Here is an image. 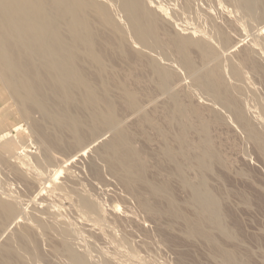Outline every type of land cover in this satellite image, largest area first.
I'll use <instances>...</instances> for the list:
<instances>
[{
    "label": "rangeland",
    "instance_id": "obj_1",
    "mask_svg": "<svg viewBox=\"0 0 264 264\" xmlns=\"http://www.w3.org/2000/svg\"><path fill=\"white\" fill-rule=\"evenodd\" d=\"M166 1L167 0H163V4H165L163 5L161 0H148L150 4L149 7H153L152 9H156V7H154L156 5L155 3L160 4V6L159 4L157 5L158 7H163L160 9L162 11H160L161 14L159 18V32L161 33V38H166L164 35L167 34H174V31L179 32L181 27L183 28V32H185L184 30H186L187 27L188 33L185 32L184 35L189 36V32L193 30L190 28V20H195V22L197 20L196 23L198 28L203 29L204 27L203 30L205 31H199L197 26H193V24H196L193 22L191 27L196 29L193 30L194 33L191 32L190 36H195L196 38L194 39H198V37L201 39L200 37L204 34L205 36L202 38L209 46L212 49L216 47L214 50L215 53L216 49L220 47L218 49H221L219 53L222 52L223 54H218L215 60H209L205 65H207V67L209 64L213 66L212 63L214 61L216 62L217 58L221 59L223 55V60L217 61H220V63L222 61L221 66L224 70L220 64L216 62L219 67H221L220 76L222 75L221 72L224 73L225 70L227 72H225L226 77L224 74L221 76L223 79L230 76L228 75V71L232 68L231 65L233 64L228 65L227 61L229 56L227 52L229 55L232 53L231 57L234 59L233 55L236 57V53L238 51L240 52V50L243 51L246 44L248 47L250 46L256 49L254 57L255 62H258L257 65L264 64V53L262 52L264 51V4H262L264 0H261L262 2L260 1L261 4L259 3V14L261 15L256 14L257 16L252 15L241 0H232V2L229 0H221L220 3L213 0V3H217V5L214 4L215 6L209 0H207V3L209 1L211 4L208 3L209 6L206 1V4H204L203 0H197V2L196 0H192L194 9L192 8V2L190 3V0L187 1V6L190 9L188 11H185L187 8L182 6V4L186 5L184 0H168L167 2L171 3L172 1L173 6H176L174 9L171 5L169 7L170 3L166 4ZM152 2H154V5ZM179 2L181 3V5H179L181 9L178 7ZM198 2L204 5V7L207 6L205 8L202 6L201 8V5H197ZM189 3L191 4L190 7ZM194 4L197 9L200 8L198 9L199 11ZM158 7L157 9H159ZM184 7L183 15L188 22L184 21L182 12H179L182 16L180 15L179 17L178 15V11H182ZM244 7H246V9ZM203 8L207 12L202 10ZM242 8L244 9L242 10ZM210 9L214 11L211 12ZM87 10L89 16L92 17L93 24L98 27L100 35L106 37L110 44V46L99 44V51L107 70L105 75L109 87L107 96L114 101L115 111L121 119L122 126L125 127L126 132L130 135L134 148L140 152L144 159L143 180L134 179V182L130 183L131 185H125L126 183L122 180L123 176L121 174L122 177L120 178V175L106 164L107 162L104 161V164L102 163L103 159L97 158L99 156L98 152H100V150L102 151V141L104 143L105 140L112 137V132L103 131L102 133L104 134L101 133L102 140H100L101 137L99 135H95L92 138L87 126L89 114L84 107L82 99L78 98V94H75L76 96L70 104L67 103L66 107L68 109L65 108L62 110L54 97H50L47 101L48 109L56 113L60 119L67 114L78 118L80 117L84 121L77 133H73L69 126L65 124H58L51 119L45 118L36 109H33V111H36H31V114H29L30 117L26 118H22L21 115L9 118L4 114H0V147H8L11 151H22L21 146L24 149L17 159L13 158L7 160L3 164L0 163V179L2 178L4 180L2 181L1 179L0 195L7 201L11 199L13 202L11 200L9 202L15 203L17 205H15L16 207H21L20 209H16V215L19 213L18 210H21V212L17 216L14 214L15 216H12L14 219L11 217L8 221L4 222L3 211L0 206V264H37L38 260L41 261L40 263L38 261V264H68L67 259L69 258L70 260L71 255H73V257L75 256L73 258L74 262L68 260L71 264H75V262L77 264L80 262L83 264H103L104 262L106 264H126L125 262L127 261L129 263L131 261L130 264H264V150L262 146L256 140L251 139V136H248V134L250 135L249 130L247 131L245 126H242L243 124L241 125V123H239L236 125L238 122L235 121V116H231L234 112L232 108H230V110L229 107H226V112L228 114L224 111V107L222 111H220L223 106V104L221 106V102L220 104L219 102L216 104V101H212V97L207 95L206 92H201L203 90L199 87L200 92H198V88H195L197 86L193 85L190 87L194 83L193 76L191 74L188 75L189 72L185 73L183 66L181 67V64H178V59L176 58L178 56L176 55V57H174V52H170L168 56L164 51H161V48L155 50L157 54H153L154 52L144 49L147 53L148 51L150 52L151 56L145 53L148 59L153 58L158 64H160L161 61L163 65L165 60L162 56H166V59L170 62L169 64L168 62L164 64L163 67L167 68L169 72L172 71L171 74H174L171 76L172 78L169 79L172 85L168 83L169 86H167V89L163 87L162 93L159 79L157 80L155 76L157 73L154 71L153 67L151 68V66H149L150 61L147 62L146 60L148 59H146V57L142 59L137 57L136 49L138 47L136 48V45L134 47L130 42L131 40L128 38L130 41L127 42V40L126 42L129 43V47H125L122 51H117L114 44H112L114 43L115 35L110 30L109 26L97 20V12L92 7H88ZM208 10L211 13L215 12L218 14V17L215 14H210ZM189 11L195 13V15H189ZM261 11H263V13ZM173 12L174 15H172ZM232 13L233 16L237 15L238 17H233ZM242 13H246L248 18L245 14L242 15ZM231 17L234 18V20L240 19V22L238 20L237 22L236 20L234 21ZM244 17L246 18L243 19ZM170 18H172V20ZM179 18L183 19L179 20ZM193 18L195 19L193 20ZM251 18L252 20H248ZM246 19L248 22L255 21L256 19L258 21H255V23H246ZM198 20H202L201 23H198ZM170 21L173 22L171 23ZM175 21L176 26L178 25L177 23L181 24H179L180 28H178L179 26L174 27ZM232 22L239 24V27L242 22L241 28L239 29L237 27L238 25L236 26V24L234 25ZM258 23L260 25H256ZM182 24L183 26L185 25V29ZM200 24L201 26H199ZM207 25L208 27H206ZM217 25H219L221 29ZM209 26H212L214 30H212L213 28L210 29ZM245 26L250 30L245 28ZM215 27H218L216 29L219 30L215 31ZM207 30L209 32L214 31V33L212 32L214 37H216L218 33L219 35L220 33L222 35L224 33L227 35L229 34L228 36L230 39L226 37L227 35H220L222 38L218 35L214 39L209 35L211 33L208 32L207 34ZM224 30H226V32H224ZM241 30H245L246 34L247 32L251 34L246 35L245 32H243V34ZM197 31L199 32L197 33ZM181 32L182 30L179 33ZM241 35H243L245 43ZM244 35H246V38L249 37L247 38L248 40L244 38ZM208 36L212 39L210 40L209 38L208 40ZM254 37H258L260 40L258 41V38L255 39ZM226 38L228 42L231 40L230 43L233 46L230 43L229 45L231 46L225 44L227 43L225 40ZM250 39L256 42H247ZM260 41H262L263 47H260L262 46ZM249 43L250 45H248ZM138 45L139 44H137V46ZM241 45L242 48L239 47ZM232 47L234 48L233 51ZM139 48L138 51L141 50L140 45ZM239 48L240 50H238ZM258 48H260V50L263 49L261 52H258ZM159 49H161L160 53L162 52L161 54L164 55L158 53ZM133 50H135V52ZM144 50L142 51L143 53L145 52ZM225 51H227L226 57ZM239 52L236 58L243 56V53ZM190 53L197 66L198 62H200L199 66L201 67L198 66L200 72L204 71L203 69L206 66H204L203 63L201 64L202 59L200 57V51L196 48H192ZM170 55L174 56L170 58ZM256 55L258 56L256 57ZM157 56H159L160 60ZM259 56L261 57L260 59L258 58ZM175 58L179 69L176 68L177 64ZM236 58L234 59L235 61L233 59L232 61L236 62ZM173 59L175 61H173L174 64L171 62ZM225 59L227 61H225ZM232 61L230 59L229 63ZM166 65H171L172 67L170 66L171 68L169 69ZM79 66L83 73L95 83L94 86L96 90L102 93L101 85L98 82L100 78L97 79L95 67L87 61L85 63L80 61ZM225 66L227 68L230 67L227 69ZM174 67L180 72L175 70L173 73ZM261 67L259 66V69L256 71H249V68H246L248 76L244 74L245 68H243L244 73H242L240 79L233 78L235 76H233L231 69L230 73H232V77H230V79L229 77L227 78V82H229L228 86L230 84V86L232 85V87H234V85L237 84L236 90L238 84L240 86V83H237L238 80L242 82L241 87H244L246 91H243H245V93L253 89V91L251 90V93H254H252L253 95H251V93H244L241 95V100L247 103V105L245 104L247 107L245 105L243 106V102H240V96L238 97L239 101L237 98L240 91L243 93V87L241 90H237L238 93L234 90V92H236V104L239 105V109L241 107L240 112L241 115L243 114L244 119L246 120L248 118L246 123H250L249 126L252 128L249 129L252 130V125H254V127L256 125L257 127L259 126L256 118L259 119L260 116L262 117L261 114L264 113V69H261ZM182 72L183 74H181ZM178 73L180 76H177ZM173 76L174 79L180 80H173ZM190 76L191 78H189ZM243 76L245 78H243ZM248 77L251 79H248ZM246 78L248 79L247 81L245 80ZM189 79L193 80L190 81ZM234 79L236 83L231 84ZM251 80L253 81L252 84H250ZM187 82L188 86L186 87L185 84ZM244 82L245 84L249 83L255 88L247 84L250 88L247 87L246 89V85H243ZM123 86L136 93L141 104L140 111H143L144 117H150L154 121L156 127L144 120L143 114L141 115L140 111H138L139 115L138 112L134 113L133 111L132 113V111L126 107L122 100ZM158 86L160 87L158 88ZM169 87L173 89L170 90ZM189 87L191 89L194 87V90H192L195 93H199V95H188L190 94H187L188 91L186 90L188 89L192 94H195ZM175 88L178 89V91L175 90ZM44 90L46 92L48 91L47 88H44ZM164 90H166V92ZM169 90L170 92L172 91L171 93L173 96H171L170 93L168 95L167 92H169ZM174 90L177 91V94L179 92L180 96L179 94L178 96L186 107L198 108L200 110L199 117L204 118V121L207 122L209 127V129L207 127V136L211 139L213 150L218 153V158L212 160L209 168L202 167L199 164L198 166L194 158V155L200 150L198 148V143L203 140V136L201 135L203 132L200 134L199 131L201 132V130H198L200 122L197 117L193 115L190 116L192 126L186 129V152L179 148L176 137L181 130V120L179 121L177 118L174 120V117H177V115L172 112V107H174V100L172 97H174L176 93ZM255 90L256 92H254ZM204 93L206 97L209 96L208 100L209 98L212 99L211 101L209 100L210 102L205 100L207 98H205ZM163 94H167V96L165 95V97ZM255 94L256 96H261H259L260 99L257 96L256 101L262 98L263 102H261V105H263V108L260 105V101L258 105L256 104L255 106ZM200 95L205 99H203L202 96L200 98ZM250 95L251 97L253 96V103H251V98H248ZM230 96L233 97L232 91ZM167 97L170 98L173 104H171ZM248 104H250L249 109ZM216 106H218V108ZM251 106L253 108H251ZM256 110H258V113ZM252 112L254 115H256V113L258 115L254 117L255 120L252 119L254 116ZM219 117L222 118L220 119ZM263 117L259 119L260 121L258 120L261 124L264 123ZM158 127L165 132L164 136L159 133ZM259 127H261L262 130L264 125ZM256 130L257 134L261 132L260 135H262V137L264 136V132H262L264 128L262 131H260L259 128L260 132H258V129L254 128L253 132H256ZM80 136H83L84 142L82 141L78 144L77 140ZM88 136L89 138L87 139ZM105 136L107 139H105ZM23 141L27 143L22 144ZM87 141L88 143L90 141L89 145ZM29 142H33L30 147L28 145ZM92 144L94 145L91 151L90 147ZM23 145H28L29 148L27 149V147L25 148ZM34 145H36L35 148ZM166 145L174 150L173 160L168 159L164 155V148ZM93 148L96 152L98 150V152H94ZM31 150L33 152H31ZM37 155L48 162V166L43 168V172L45 173L42 172V168L38 165L39 161L36 158L38 157ZM96 158L98 160H96ZM176 163L177 165L180 164L181 172L176 169ZM37 167L41 171L37 169ZM183 178L188 179V181L190 180L189 182L192 184L196 182L198 184V180L199 183L206 181L207 188H209L211 193L217 198L220 216L223 224L225 223V228L231 231L230 237L227 234H225V236L220 230L218 231L216 226H212V223V225H210V222L208 224V221L202 223L203 220L200 223L203 227V231L208 233L207 230H209L208 234L211 233L214 238H211L213 241L204 237L202 233L196 234L190 231L189 222L193 221V223H195L197 220H201V218L198 217L197 207L192 202L191 187L189 185V188L188 185L183 182ZM147 182L154 184L157 188L162 187V189L157 193H153ZM81 195L83 196L82 199L85 198V200H88L89 197L90 202H93L89 205H85V209L83 205H81L83 201L80 198ZM94 202L96 203V208ZM145 204L148 206L143 207ZM97 206L100 207L99 210ZM90 208H92L91 210L93 212H96V216L98 217L95 216V213L94 217L92 211V215L90 214ZM96 209L99 212H97ZM34 213L35 216L38 215L37 219L33 218ZM100 215L102 218H100ZM52 216L54 218H52ZM16 217H20V220L15 219ZM11 220L14 223V227L13 223L11 225ZM57 221H59V223ZM60 221H63V223ZM18 222L19 225H16ZM59 224L65 229V238L61 236V233L57 232L62 229V227L59 226L61 229H58V226H56ZM64 224H66L67 227L66 225L64 227ZM68 229H71L70 233L72 234L67 232ZM22 230L27 231V238L22 236ZM67 235L68 238L71 237V241L68 240ZM15 237H17L16 243ZM63 239H67L65 240L67 246L63 242ZM74 239L76 243H73L75 242ZM123 240L126 245H124V247L121 243ZM117 241L121 243L122 247L116 245L119 244ZM77 242H79V244ZM30 243L34 245L30 246ZM69 243L70 245L68 246ZM15 245H24L26 250L29 248L30 251L32 250L33 257L29 253L28 256L26 254L24 256L27 259L13 255L11 250ZM70 246H72L71 249H73V251L68 249ZM115 246L117 248L119 247L120 250L122 248L125 254L123 255V251H119ZM132 249H134V251H132ZM114 250L116 254H113ZM223 250L232 252L234 258H230L231 260H229L228 257L224 256ZM95 251H98L96 255ZM117 251L121 254L117 253ZM129 251L130 253L133 252V254L131 253L132 255H130ZM70 252L72 254H70ZM126 252H128L129 255H127ZM134 254L135 259H133ZM76 255H78V257L81 256V258L86 261L88 259V261L83 262V260L77 258ZM99 255L102 256L100 259H97L96 257H100ZM84 256H86L87 259L84 258ZM103 256L104 259H102ZM125 256H130V258H124ZM116 257L119 258L117 259ZM77 259L80 260V262L76 261Z\"/></svg>",
    "mask_w": 264,
    "mask_h": 264
},
{
    "label": "bare ground",
    "instance_id": "obj_2",
    "mask_svg": "<svg viewBox=\"0 0 264 264\" xmlns=\"http://www.w3.org/2000/svg\"><path fill=\"white\" fill-rule=\"evenodd\" d=\"M156 1H158V0H156ZM161 1L163 4L164 3L163 0H161ZM167 1L165 3L169 4L170 2H167ZM187 1H190V0H186V1L184 0V2H186V5L182 4V6H185L187 9H185V7H184V8H182V11H181L177 8L179 10V11L177 10L179 17L181 15V13L179 14V12H182V15H183V11H184L183 9H185V11L190 10L187 6ZM203 1H204V4L207 3V0H203ZM205 1H206V3H205ZM209 1L212 2L213 5L214 4L217 5L218 2L219 3L221 2V0H218V1L216 0L217 3H215V2L213 3V0L212 1L209 0ZM209 1H208V3H209ZM229 1L232 2V0H229ZM260 1L261 0H241V2H243V4H245V6L249 9L250 13L254 16H257L256 14L260 13L259 12V5L262 2V1L261 2ZM196 2H197V0H196ZM149 3H150V1H149ZM149 3H148V0H0V105H1L0 114H4L9 118L18 117V115H21L22 118H26V117H30L29 114H31V111H33V109H36L45 118L51 119V120L57 122L58 124L59 123L65 124L66 126H69V128L71 129V131L73 133H77L84 121L80 117L78 118V117L67 115V114L64 115L62 119H60L56 113H53L48 109L47 101L50 97H54L55 101L59 104V106L63 110L65 108H67L66 107L67 103L70 104L73 101L74 97L76 96L75 94H78V98L82 99L84 107H85L86 111H88V114H89V117L87 118L88 119L87 126L89 128V132H90L92 138L95 135H99L101 137L102 136L101 133L103 131H110L109 133L112 132L111 133L112 137L107 139L105 136V139H107V140H105L104 143H103V141H102V143L100 142L102 144V146H101L102 151L100 150V152H98V150H97L99 156L97 157L96 154H95V156L99 159L100 158L103 159L102 163L105 164V162H107L106 164H108V166H110V168L114 172L118 173L119 175L121 174L123 176L122 180L126 183L125 185H131L130 183L134 182V179L135 180H139V179L143 180L144 166H145L144 159L141 156L140 152L138 150H136V148H134V145L131 142L130 135L126 132L125 127L122 126L121 119L118 117V115L116 114V111H115L114 101L109 96H107V91L109 88L108 82L105 79V75L107 73V70H106V67L103 63V58H102L100 51H99V44H103L105 46H110V44H109V41L107 40L106 37L100 35L98 27H96L93 24L92 17H90L88 14V10H87L88 7H92L97 12V16H96L97 20L102 24H107V26H109L110 30L114 33L115 39H114V43H112V44H114V47L117 51H122L125 47L128 48L129 43H127V42H129L131 40L130 42L134 45V47H135V45H136V48L138 47L136 49V52H137L136 55L139 59L146 57V55H145V53H147L145 51L146 49L154 52L153 54H155L156 53L155 50L157 48H161L162 50L159 49L158 53L160 55H164V54H161L164 51L166 53V55H168V56H169L170 52H174L175 56L170 55V58L172 56L176 57V55H177L178 57H176V58L178 59V64H181V67L183 66L185 73L189 72L188 75L191 74L193 76L194 80L193 79L192 80L194 83L190 87L195 85V86H197L195 88L199 87L200 89L203 90L201 92H206L207 95L212 97L213 100L211 98H209L210 101L211 100L216 101L215 102L216 104H217V102H219V104L221 102V106H222V104H223V106H222V108L220 107L221 110L219 108L220 111H222L223 107H224L225 112L227 111L228 107H229V109L232 108V110L234 112H233V114H231V116L232 115L235 116V121L238 122V123H236V125H238L239 123H241V125L243 124L242 126H245L247 131L249 130L250 135L248 134V136H251V139L256 140L262 146V148L264 150V138H263L264 136L262 137V135H260V133H261L260 131H262L264 127L262 128V130H261V127H259V126L264 125V123L261 124L260 122H258V120L263 117L264 113L261 114L262 117L259 115L260 116L259 119L256 118L257 124L259 126L257 127V125H256L254 127V125H252L253 130L249 129L252 127L249 126L250 123L249 124L246 123L247 122L246 120L248 118L245 120L243 117V114L241 115V112H240L241 107L239 109L238 108L239 105L236 104V101H237L235 99L236 98V94H235L236 92H234V90L239 91L243 87V86L241 87L242 82H240V80H238L237 83L239 82L240 86L238 84V88L236 90L235 88L237 87V84H235L236 83L235 79H237V78L240 79V76L244 72H245L244 74H247L246 68H249V71L250 70L256 71L259 69V66L260 67L263 66V67H261V69L262 68L264 69V64L263 65L259 64V66H258L257 65L258 62H255L254 55L256 54V51H255L256 49H253L250 46L248 47L247 44H246V46H247L246 47L243 44L245 46L243 48V51L240 50V48L238 49V50H240V52L239 51L238 52L243 53V56L236 58L238 56L237 51H236L237 56L235 57V55H233L234 59L235 58L237 59L236 62H234L235 60L233 59V57H231L232 53H230V55H229L228 52L225 51V57H226V52H227V55L229 56L228 61L226 59H225V61L228 62V65L229 64L231 65L233 63L231 65L232 66L231 69H232L233 76H235V77H233V78H235L234 79L235 81L233 80L234 81L233 82L231 80L232 81L231 84H235L234 87H232V85L230 86V84L228 86L229 82H227L228 81L227 78L229 77V79H230V77H232V73H230L231 69H229V71H228L229 72L228 75H230V76H227V78L226 79L224 78L225 79L224 80L221 76L223 74L225 76L226 70H225V72L223 71L224 73L221 72L222 75L220 76V71H221L220 69L222 67L221 66L222 61H221V63H220V61L219 62L217 61V60H223V55H222L221 59L217 58V60H216V62L219 63L221 67H219V65L215 61H214L215 63L214 62L212 63L213 66H210L209 63H208L209 64L208 67H207V65H205V63H207L209 60H212V61L215 60L216 57L218 56V54L221 55L222 52L219 53V51L221 49L218 50L220 47H218L216 49V53H215L214 50L216 47H213L214 49H212L209 46V44L202 38L203 36H205L204 34L202 37H200L201 39H199V37H198V39H194V38H196L195 36H190L191 32L194 33L193 30L196 29V28L191 27L193 22H195V20H194L195 18H193L194 21L190 20V23H191L190 28L193 30L189 29V30H191V32H189L190 33L189 36L184 35L185 32H187V30H188L187 27H186V30H184L185 32H183V28L182 27H181L182 29L180 28L181 24L177 23L178 24L177 26H179L178 28H180V31L182 30V32L179 33L180 31L179 32L174 31L173 32L174 34L164 35V36H166V38L164 37V39H165L164 40L161 38V36H160L161 33L159 32V18H160V14H161L160 11H162L160 9H162L163 7L162 6L158 7L157 5L159 3H155L156 5L154 7H156V9H152L153 7L150 8ZM152 3L154 5V2H152ZM190 3L192 4V8L194 9L193 1L191 0ZM190 3H189V7L191 5ZM208 3H207V5L209 6L210 3L209 4ZM262 4H264V2ZM163 5H165V4H163ZM170 5L173 7V9H174V7L176 8L175 5L173 6L172 1L169 4V7H170ZM179 5H181L180 2L178 3V7H180ZM197 5H199V6L201 5V8H202V6L204 7V5L199 4V2L197 3ZM159 6H160V4H159ZM234 6H236V5H234ZM157 7L159 9H157ZM169 7H168V9H169ZM195 7H196V5H195ZM246 7H244V8L246 9ZM204 8L202 10H204ZM244 8H242V10ZM180 9H181V7H180ZM196 9H197V7H196ZM198 9H200V8H198ZM210 10H211V12L214 11L212 9H210ZM260 10H262V9H260ZM189 12H190L189 15H195V13H191V11H189ZM189 12H187V13H189ZM205 12H207V11H205ZM208 12H209V10H208ZM211 12H209V13L215 14L218 17V14H216L215 12L214 13H211ZM261 12L263 13V11H261ZM250 13L248 12V15ZM244 14L247 17V14L246 13H244ZM244 14L242 13V15H244ZM119 15H121V16H119ZM172 15H174V12L172 13ZM259 15H261V14H259ZM232 16H233V13H232ZM236 16H233V17L236 18ZM262 16H263V14H262ZM183 17H184V15H183ZM239 17H240V15H239ZM246 17H244L243 19H245ZM185 18L186 17H184V21L188 22V20H185ZM211 18H212V16H211ZM170 19L172 20V18H170ZM180 19H183V18H179V20ZM213 19H214V17H213ZM232 19L234 20V18H232ZM232 19H230V20H232ZM173 20H174V18H173ZM237 20H236V22H237ZM248 20H252V18L248 19ZM201 21L198 20V23H201ZM245 21H246V23H255V21H258V20L256 19L255 21L253 20L251 22L250 21L248 22L246 19ZM170 22L172 23L173 21H170ZM196 22H197V20H196ZM236 22H232V23H234V25H235ZM242 22H243V20H242ZM242 22H241V25H242ZM259 23L256 25H260ZM262 23H263V21H262ZM175 24H176V21L174 22V27H177ZM208 25L206 27H208ZM241 25L239 27V24H236V26L239 29L241 28ZM244 25H245V22H244ZM182 26H183V24H182ZM193 26L194 27L197 26V29L199 31L202 30L201 32L205 31V30H203L204 29L203 26H202L203 29L198 28L197 23L193 24ZM199 26H201V24ZM217 26H219V25H217ZM209 28L212 29L213 27L209 26ZM216 28H218V27H215V29ZM219 28H220V26H219ZM245 28H248V27L245 26ZM184 29H185V27H184ZM242 29H243V27H242ZM248 29H247V31H248ZM208 30H207V34L209 32ZM212 30H214V28ZM217 30H219V29H216L215 31H217ZM199 31H197V33ZM212 32L214 33V31H212ZM212 32H209L212 34V35L211 34H209V35L215 39L219 35V33L217 32L218 33L217 36L214 37ZM224 32H226V30H224ZM241 32L242 33L245 32V34H246L245 30H243V31L241 30ZM195 34H196V32H195ZM207 34H206V36H207ZM248 34H251V33L247 32L246 35H248ZM220 35H222V34L220 33ZM220 35H219V37H221ZM226 35L227 34L224 33L222 36H226ZM228 35L226 37H229ZM246 35H244V38H246L245 37ZM210 36H208V40H209V38H210V40L212 39ZM241 36H242L241 38L243 39V35H241ZM128 38L130 40H128ZM247 38H249V37H247ZM247 38H246V40H248ZM256 38H258V37H256ZM223 39H224V37H223ZM229 39H230V37H229ZM251 39L247 42L253 43L254 40H251ZM225 40L227 41L228 39L226 38ZM257 40L259 41L260 39L258 38ZM218 41H217V43H218ZM230 41L229 42L227 41V43H225L224 41H222V42H224L226 45L228 44L227 46H231L232 44L230 43ZM243 41L245 43L244 39H243ZM262 41H263V39H262ZM262 41H260L261 45H262ZM229 43L231 45H229ZM258 43H257V45H258ZM260 43H259V45H260ZM137 44H139L141 46V50H139V51H138V49H140V48H139V45L137 46ZM248 45H250V43ZM239 47L242 48V45ZM260 47H263V45ZM142 48H143V50L145 49L144 53L142 52L143 51ZM192 48H196L200 51V54H201L200 57L202 59L201 64L203 63L204 66H206L203 69L204 71L200 72V69H199V67H201V66H199L200 62H198L199 67L194 62V60L191 56V53H190V50ZM233 49L234 48L232 47V51H233ZM258 49L260 50V48H258ZM262 49L260 51L258 50V52H261ZM160 50L162 51L161 53H160ZM217 50H218V53H217ZM230 50H231V48H230ZM133 51L135 52V50H133ZM149 51L147 53L148 55H150ZM223 51H224V49H223ZM262 52L264 53V51H262ZM234 53H235V50H234ZM262 55H261V57H262ZM257 56L258 55H256V57ZM157 57L159 58V56H157ZM162 57H164L165 61H164L163 65L161 64V61H160L161 66L153 58L148 59L146 57V59H148V60H146V59H144V60H146L147 62L150 61L149 66H151V68L153 67L154 71L157 73V75H155V76L157 77L156 78L157 80L159 79V85L162 87L161 92L163 93V87L167 89V86H169V84L172 85V82L170 81L171 82L170 83L169 79L172 78L171 76L174 74H171L172 71L169 72V70L167 68L163 67L164 64H167L168 60L166 59V56H162ZM162 57H161V59H162ZM261 57L259 56L258 58L260 59ZM176 58H175V61H176ZM230 59H231V61H232V59L234 61L229 63ZM159 60H160V58H159ZM159 60H157V61H159ZM80 61L83 63H85L87 61L95 67L97 79L100 78V81H98V82L101 85L102 93H99L96 90V88L94 86L95 83L92 82V80L83 73L81 67L79 66ZM173 61H174V59L171 60L172 63H173ZM257 61H258V59H257ZM149 63H147V64H149ZM169 63L170 62H168V64ZM176 64H177V61H176ZM178 64H177V67L175 66L177 69H179ZM166 66L169 69L172 67L171 65H170L171 67L168 65H166ZM175 67H174V70L172 69L173 73L176 70ZM243 68H245L244 72H243ZM153 69H152V71H153ZM223 70H224V68H223ZM176 71L180 72L179 70H176ZM183 72L181 74H183ZM175 74H176V72H175ZM177 76H180V74L178 73ZM247 76H248V74H247ZM181 77H183V76H181ZM186 77H188V76H186ZM186 77H184V78H186ZM189 78H191V76ZM243 78H245V77L243 76ZM243 78H242V80H243ZM222 79H223V81H222ZM248 79H251V78L248 77ZM248 79L246 78L245 80L247 81ZM173 80L179 81L180 79H176V78L174 79V76H173ZM189 80L192 81L191 79H189ZM224 81L227 83V86H226V83ZM188 82L186 84L185 83H182V84H185L187 87ZM252 82L253 81L251 80L250 84H252ZM189 83H191V82H189ZM247 84L250 85L249 83H246V84H245V82L243 83V85H246L245 86L246 89H247V87H249V86H247ZM160 86H158V88ZM251 86L252 85H250V87ZM44 88H47L48 91L46 92L44 90ZM199 88H198V90H199L198 92H200ZM252 88H255V87L252 86ZM169 89H170V87H169ZM172 89H170V90H172ZM192 89L194 90V87ZM170 90L167 93H168V95L170 93V95L173 96L171 93L172 91L170 92ZM175 90L178 91V89H176V88H175ZM243 90H245L244 87L242 88V91ZM251 90L253 91V89H250V91L246 92V93H245L246 90L243 91V93L240 91V94L237 96V98L240 96L239 98L241 100V98H242L241 95L244 93L250 94ZM164 91L166 92V90H164ZM177 91H175L176 93L174 92L175 93L174 97H172L174 100V107H172L173 108L172 112L177 115V117H174V120H175V118L179 119V121L181 120L180 121L181 122V125H180L181 130L176 137V140L179 144V148H180V150H183L184 152H186V146H187L186 145V129L191 128L190 126H192V125H191V117L190 116L193 115V116L197 117L199 122H200V127L198 126V130L200 129L201 132L199 131V133L201 134L203 132L201 134L203 136V138H202L203 140L200 143H198V148L200 150L198 151L197 154L194 155L195 161H197V163L196 162L195 163L197 165L198 164L201 165L202 167L209 168L212 160L213 159L215 160L218 158L217 157L218 153L215 150H213L211 139L209 136H207L208 135L207 130L209 129L207 122L204 121V118L199 117L200 116V110L198 108H196V107L188 108L182 103V100L179 98L180 94L178 92V94H179V96H178ZM186 91H188L187 94L190 93L188 95H196V94L199 95V93H197V92L195 93L194 91L193 92L195 94H192L189 91V89ZM231 91L233 92V97L230 96ZM238 91H237V93H238ZM254 92H256V90ZM252 93H251V95L254 94V93L253 94ZM234 94H235V97H234ZM258 94H259V92H258ZM165 95L167 96V94H165ZM251 95L248 98L249 99L251 98V103H253L254 102L252 100L253 96L251 97ZM201 96L202 95H200L199 97L201 98ZM204 96H205V93H204ZM257 96L255 94V96H254L255 101L257 100V98H256ZM168 97H170V96H168ZM208 97L205 96V98H207V99H205L204 97H203V99L209 101ZM260 97H259V99H260ZM170 98H168L169 101H170ZM239 98H238V101H239ZM259 99H258V101H256L254 103L255 106H256V104L258 105L259 101H260V105L262 104L261 103V102H263L262 98H261V100H259ZM122 100L125 103L126 107L132 111V113H133V111H134V113L135 112L137 113L138 111H140L141 104L137 98L136 93L133 90H131L125 86H123ZM240 102L244 103L243 106L245 104L247 105V103H245L244 100H241ZM247 102H248V100H247ZM171 104H173V103L171 102ZM250 104H248V106H249L248 109L250 108ZM252 106L254 107L253 104H252ZM252 106H251V108H253ZM261 106L263 108V105H261ZM216 107L218 108V106H216ZM246 107H245V109H247ZM242 108H244V107H242ZM248 109H247V111H248ZM254 109H255V107H254ZM35 111H33V112H35ZM256 111L258 113V110H256ZM140 112H141L140 114L142 115L143 111H140ZM234 113H235V115H234ZM257 113H256V115H257ZM138 114H139V112H138ZM253 115H254V113H253ZM256 115H254L252 119H254V117L258 116V115L257 116ZM228 117H230V116H228ZM219 118L221 119L222 117H219ZM143 119L146 120L147 122H149L154 127H156L154 121L150 117H144V114H143ZM225 119H226V117H225ZM171 120H172V118H171ZM230 120H232V119H230ZM263 122H264V117H263ZM207 127H208V129H207ZM254 128L258 129V132H260V133L257 134V130H256V132H253ZM259 128H260V131H259ZM157 129L162 136L165 135V132L160 127H158ZM262 132H264V131H262ZM102 134H104V133H102ZM111 134H110V136H111ZM99 136H98V138H99ZM82 137L83 136L78 137V140H77L78 144H80L83 141ZM88 138H89V136L87 137V139ZM100 140H102V137ZM25 141H27V140H25ZM25 141H23L22 144L23 143L26 144L27 142H25ZM90 141H89V143H90ZM29 143H28V145L30 147L33 142H31L30 144ZM89 143L87 141L88 145H89ZM28 145L27 146L23 145V146H25V148L27 147V149H28L29 148ZM93 145L94 144H92L90 147L91 151H92ZM35 146L36 145H34V148H35ZM21 149H22V151L24 150L22 146H21ZM32 150H33V148H32ZM32 150H31V152H33ZM93 150H94V152H96V150L94 148H93ZM22 151H17V150L11 151L10 148L1 146L0 147V163L3 164L7 160L13 159V158L17 159L19 157V154H21ZM37 152H39V151H37ZM37 152H35V153H37ZM35 153H34V157H35ZM164 155L168 159L173 160L174 159V150L172 148L168 147V145H166V147L164 148ZM37 156L38 157H36V158L39 161L38 165L42 168L41 170L43 172V168H46L48 166V162H47V160H44L43 158L39 157V155H37ZM97 158H96V160H98ZM0 166H1V164H0ZM176 166H177L176 169L179 172H181L180 164L177 165V163H176ZM37 169H39V168L37 167ZM43 173H45V172H43ZM121 175H120V178L122 177ZM1 179H0V183H2ZM200 180H202V179H200ZM2 181H4V180L2 179ZM189 181H188V179L183 178V182L185 184H187L188 187H189V185L191 187V188L190 187L189 188L192 191V196H191L192 200H193L192 202L197 207L198 217L201 218V220L199 219V221L198 220L196 222L194 221L195 223H193V221H191L192 223L189 222L190 231L192 233H196V234L202 233L204 235V237L212 240L211 238H213V236L211 235V233L208 234L209 230L206 229L208 231V233L203 231V227L200 224L201 221L203 220L202 223H204V222L206 223V221H208V224L210 222V225L213 224L212 226H214V227L216 226V229H218V231L220 230L221 232H223L224 235L227 234L230 237L231 231L229 229H226L225 223L223 224V222H222V218L220 216V211H219V207H218L217 198L215 197V195H213L211 193V190L209 188H207L206 181L203 180L205 183L204 182L199 183V180H198V184H197V182L195 184L194 183L192 184ZM147 184L153 193H157L160 191V189H162V187L157 188L154 184H151L150 182H147ZM86 196H88V195H86ZM9 197H10V195H9ZM82 197L83 196L81 195L80 198H81V200H83L81 202L82 203L81 205H83V207L87 204L89 205V204L93 203L92 201L90 202L89 197H88V200L87 199L85 200V198L82 199ZM8 200L10 201L11 199H8ZM9 201L3 199L0 195V206L2 207L4 222L8 221L12 216L16 215V213H15L16 209L21 208V207H19V208L16 207L17 205L15 203L13 204L12 200H11L12 202H9ZM88 202H90V203H88ZM94 204H95L94 206L96 208V203L94 202ZM144 206H148V205L145 204V205H143V207ZM89 207H91V206H89ZM79 208H80V206H79ZM97 208H98V210L100 209V207H98V206H97ZM84 209H85V207H84ZM91 209L92 208H90V214L92 215L93 211ZM93 210H94V208H93ZM18 211H19V213L21 212V210H18ZM96 211H97V209H96ZM82 212H84V211H82ZM97 212H99V211H97ZM100 212H101V210H100ZM94 213L96 216V212H93V216H94ZM86 214H87V212H86ZM99 214H101V213H99ZM33 215H34L33 216L34 219L38 218V215L35 216V213ZM101 215H100V218H102ZM55 217H57V216H55ZM96 217H98V216H96ZM52 218H54V217L52 216ZM15 219L20 220V217L19 218L16 217ZM56 220H58V219H56ZM57 222L59 223V221H57ZM60 222L63 223V221H60ZM12 223H13V221L11 220V225H12ZM16 225H19V222ZM16 225H15V227H16ZM65 225L66 224H64L63 226L65 227ZM8 226H9V223H8ZM50 226L52 227L51 224H50ZM56 226H58V229H61L60 227H62V226H60V224L56 225ZM13 227H14V223H13ZM66 227H67V225H66ZM64 230L65 229H63V227H62V229L57 231V232L61 233L62 234L61 236H63L65 238L66 236H64V235H66V234H65ZM70 231H71V229H68L67 232L70 233ZM80 233H81V231H80ZM70 234H72V233H70ZM70 234H69V236H70ZM22 236L24 238H27V231L24 230ZM16 238L17 237H15V243L17 242ZM67 238H68V235H67ZM70 238H68V240H70ZM65 240H67V239H65ZM65 240L63 239V242L67 246V243ZM74 241L75 242H73V243H76L75 239H74ZM85 241H87V240H85ZM85 241H83V242H85ZM123 242H124V240L121 241L122 246L124 247L125 242L124 243ZM73 243H72V245H73ZM77 243L79 244V242H77ZM121 243L116 244V245L117 246L119 245V247H122ZM32 245H34V244L30 243V246H32ZM69 245H70V243L68 244V246ZM66 246H65V248H66ZM119 247L118 248L116 247V248L119 249V251H121L122 248L120 250ZM26 248H27V246H26ZM71 248H72V246H70L68 249L73 251V249H71ZM67 250H65V251H67ZM128 250H129V248H128ZM31 251L29 250V248H28V250H26L24 245L23 246H18V245L16 246L15 245L13 247V249L11 250L13 255H15L17 257H21V258H23L25 256V254L28 256V253L32 256ZM130 251H129V254L132 255L133 252H131L132 253L131 254ZM132 251H134V249H132ZM96 252H98V251H95V255H96ZM224 252H226V251H224ZM224 252H223V254H225L224 256L228 257L229 260H231L230 258H234L232 252H230V251L228 252V250L226 253H224ZM117 253H119V252L117 251ZM70 254H72V253L70 252ZM113 254H116L115 250H114ZM119 254H121V253H119ZM122 254L123 255L125 254L124 251L122 252ZM126 254L129 255L128 252H126ZM74 255H75V253H74ZM86 256H84V258H86ZM99 256L100 257H96V258L100 259L102 255H99ZM104 256H105V254H104ZM104 256L102 259H104ZM74 257H73V255H71V259L69 260V258H68L67 263L71 264V262H69V261L74 262V259H73ZM76 257L81 258V256L78 257V255H76ZM107 257H108V255H107ZM25 258L26 257H24V259ZM116 258L118 259L119 257H116ZM124 258L128 259V258H130V256H127V257L125 256ZM81 259L83 260V262L86 261L83 258H81ZM133 259H135V254L133 255ZM133 259H131V260H133ZM38 261H37V264H38ZM76 261L80 262V260H78V259ZM87 261H88V259H87ZM40 262L41 261H39V263ZM80 263H82V262H80ZM125 263L128 264L129 262L127 261ZM130 263H131V261H130ZM2 264H4V263H2ZM75 264H77V263L75 262ZM103 264H106V263L104 262Z\"/></svg>",
    "mask_w": 264,
    "mask_h": 264
}]
</instances>
